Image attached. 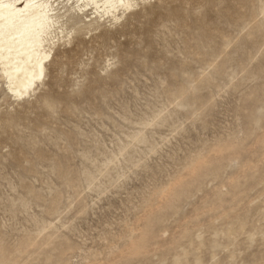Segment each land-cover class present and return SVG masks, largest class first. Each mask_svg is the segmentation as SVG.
I'll return each instance as SVG.
<instances>
[{
	"label": "rangeland",
	"instance_id": "1",
	"mask_svg": "<svg viewBox=\"0 0 264 264\" xmlns=\"http://www.w3.org/2000/svg\"><path fill=\"white\" fill-rule=\"evenodd\" d=\"M85 16L0 84V264H264V0Z\"/></svg>",
	"mask_w": 264,
	"mask_h": 264
},
{
	"label": "bare ground",
	"instance_id": "2",
	"mask_svg": "<svg viewBox=\"0 0 264 264\" xmlns=\"http://www.w3.org/2000/svg\"><path fill=\"white\" fill-rule=\"evenodd\" d=\"M147 1L0 0V84H5L18 100L35 92L47 76L57 44L74 32L67 31L65 17L75 23L93 10V17L85 16L84 22L98 17L118 22ZM59 5L67 7L69 14L61 15Z\"/></svg>",
	"mask_w": 264,
	"mask_h": 264
}]
</instances>
